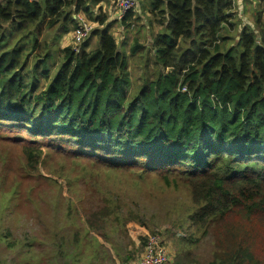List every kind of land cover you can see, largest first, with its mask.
Here are the masks:
<instances>
[{
    "label": "trees",
    "instance_id": "trees-1",
    "mask_svg": "<svg viewBox=\"0 0 264 264\" xmlns=\"http://www.w3.org/2000/svg\"><path fill=\"white\" fill-rule=\"evenodd\" d=\"M136 1L141 17L149 14L161 29L149 42L159 70L139 86L111 24L92 31L93 51L86 50L90 37L79 53L61 50L57 68L51 47L32 55L45 46L37 40L45 29L68 33L78 26L73 15L90 17L107 0H0V121L76 163L182 183L195 226L220 225L236 209L247 219L264 215V7L254 14L258 31L242 27L236 45L223 49L231 0ZM134 19L128 13L117 21L128 30ZM143 48L133 45L131 55ZM29 56L37 60L31 83ZM38 77L47 85L36 93ZM42 154L40 147L29 152L27 165L35 169ZM92 220L90 228L102 227ZM233 232L225 229L211 264H264L251 243L253 230L239 241Z\"/></svg>",
    "mask_w": 264,
    "mask_h": 264
},
{
    "label": "rangeland",
    "instance_id": "rangeland-1",
    "mask_svg": "<svg viewBox=\"0 0 264 264\" xmlns=\"http://www.w3.org/2000/svg\"><path fill=\"white\" fill-rule=\"evenodd\" d=\"M231 2L230 25L221 30V36L229 39L219 41L223 49L236 45L242 27L258 31L254 14L264 7L261 1V6L256 5L259 0ZM80 14L89 29L84 38L90 37L87 51L97 47L98 38L91 36L92 31L111 24L109 32L127 58L132 84L139 86L142 78L154 77L159 68L149 42L161 30L156 19L141 17L138 10L131 22L134 27L125 30L114 17L112 0L92 8L90 17ZM103 18L105 23L100 26ZM56 29H45L38 36L40 47L46 48L32 55H43L51 47L57 68L63 61L61 50L69 47L80 52L81 44L74 37L76 28L62 35L64 29ZM20 40H12L8 49ZM133 45L144 48L132 56ZM36 62L29 56L27 82H32ZM47 63L51 66V61ZM37 80L36 93L47 85L43 78ZM7 125L0 121V264H131L141 254L144 241L153 236L167 250V264H211L218 242L226 240L227 228H232L238 241L251 228L255 254L264 261V215L247 219L236 209L220 225L198 227L189 220L194 206L182 183L167 186L154 173L95 168L87 160L76 163L47 144L38 146L43 154L32 169L26 155L38 148L34 144L38 140L33 143L26 130ZM94 214L102 215L92 220ZM88 219L102 227L90 228Z\"/></svg>",
    "mask_w": 264,
    "mask_h": 264
},
{
    "label": "built area",
    "instance_id": "built-area-1",
    "mask_svg": "<svg viewBox=\"0 0 264 264\" xmlns=\"http://www.w3.org/2000/svg\"><path fill=\"white\" fill-rule=\"evenodd\" d=\"M112 9L115 11V19L121 20L126 14L138 11V3L136 0H112ZM81 14L73 15V19L76 20L78 26L75 31V39L82 44L88 38L89 29L85 25L84 21L80 16ZM76 53H79L74 48ZM73 51V52H74ZM78 51V52H77ZM74 52V53H75ZM168 263V252L161 247V243L157 236L148 238L146 241L141 254L131 264H167Z\"/></svg>",
    "mask_w": 264,
    "mask_h": 264
},
{
    "label": "crops",
    "instance_id": "crops-1",
    "mask_svg": "<svg viewBox=\"0 0 264 264\" xmlns=\"http://www.w3.org/2000/svg\"><path fill=\"white\" fill-rule=\"evenodd\" d=\"M105 3H106V2H103V3L101 4V7H103V6L105 5ZM258 4H260V1H259L256 5H258ZM145 16H148L153 22H155V21L149 16V14L145 13ZM108 18H109V17H108Z\"/></svg>",
    "mask_w": 264,
    "mask_h": 264
}]
</instances>
